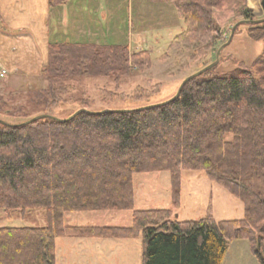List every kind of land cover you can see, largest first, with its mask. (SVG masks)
<instances>
[{
    "label": "trees",
    "instance_id": "16d2710c",
    "mask_svg": "<svg viewBox=\"0 0 264 264\" xmlns=\"http://www.w3.org/2000/svg\"><path fill=\"white\" fill-rule=\"evenodd\" d=\"M48 1L56 6L70 0ZM153 1L178 9L187 29L174 42L206 62L198 70L227 42L221 27L229 18L242 14L235 34L247 23L248 33L264 41V23L252 22L257 17L244 0ZM133 64L150 67L151 52L130 53L128 44L51 41L42 70L49 86L29 90L27 103L47 109L62 101L64 83L84 76L118 81ZM215 67L165 102L70 117L76 110L63 119L44 111L28 116L23 106L9 107L11 94L0 95V113L24 117L14 123L0 116V209L25 215L40 207L47 214L42 227H0V264H56L59 236H140L141 264H222L230 242L246 238L264 264V49L250 68L217 73ZM40 114L45 116L26 122ZM161 170L171 175V207L135 209L134 174ZM184 170L204 171L243 202L244 217L218 221L209 211L180 220L173 209L181 204ZM98 210H131L132 223L65 222L67 213Z\"/></svg>",
    "mask_w": 264,
    "mask_h": 264
},
{
    "label": "rangeland",
    "instance_id": "374dc122",
    "mask_svg": "<svg viewBox=\"0 0 264 264\" xmlns=\"http://www.w3.org/2000/svg\"><path fill=\"white\" fill-rule=\"evenodd\" d=\"M257 18H264L261 0H244ZM63 5V4H60ZM66 17L84 9L90 15L88 34L75 35L65 31L58 24V18L51 15L50 36L58 41L96 42L101 44H128L130 53L149 50L153 64L138 68L133 64V72L120 80L113 76H84L68 81L59 91L62 101L47 109L35 108L28 102L29 90H42L49 86L43 72L36 75L18 73L0 78V95L8 98L9 107L23 106L28 116L48 112L58 118H66L76 110L88 109H131L165 102L178 92L182 81L206 62L193 56L174 42V38L187 29L185 20L172 2L153 0H70L64 3ZM4 24L8 27H30L42 43L41 15L44 5L31 1H16L14 6L8 1H0ZM78 12V11H77ZM60 20L61 17L59 16ZM100 19V20H98ZM241 14L229 18L222 24L223 39H228L231 30ZM99 25V26H98ZM99 27V36L91 34ZM249 24L240 26L232 41L225 46L215 67L217 73L233 72L241 65L250 68L262 54L264 41L256 39L247 31ZM15 30V29H14ZM67 30V28H66ZM47 52V48H43ZM45 52V51H44ZM46 52L44 53L47 57ZM216 60L213 54L210 60ZM47 60V59H46ZM213 61V62H214ZM54 86V85H53ZM115 90L126 94L116 99ZM120 97V95L118 94ZM115 97V98H114ZM112 98V99H111ZM115 100H114V99ZM0 116L12 121L23 120L21 115ZM135 209L170 208L172 202L171 175L168 170L136 172L134 174ZM181 204L173 210L180 220L199 219L209 211L220 220L244 217V204L221 185L212 181L202 170H184L181 183ZM10 212L0 209V227L32 226L47 224L45 208H29L25 215L20 210ZM65 222L72 225H119L132 223L131 210H98L70 212ZM56 264H141L142 238L139 237H70L59 236L56 240ZM222 264H261L246 238L232 240Z\"/></svg>",
    "mask_w": 264,
    "mask_h": 264
},
{
    "label": "crops",
    "instance_id": "0c3cea01",
    "mask_svg": "<svg viewBox=\"0 0 264 264\" xmlns=\"http://www.w3.org/2000/svg\"><path fill=\"white\" fill-rule=\"evenodd\" d=\"M16 1H31L34 2L35 5L38 3L44 5V12L40 16L42 26L39 29L42 34V43H40L36 33H34L30 27L25 26L17 29L9 26L7 27L4 24L5 21L3 20L0 9V16L2 18L0 23V60L10 69L11 74L18 73L20 76H22V74L27 76L36 75L35 73L42 72L47 61V57L44 55L46 50L44 49V52L43 48L44 46L47 48L46 54L48 56L49 43L51 41H56L50 36L51 23L49 22V19L52 14L56 16V19L58 18V24L63 25V27H65V31L68 34L69 32L75 35H82L85 32L88 34L89 21L87 19L90 17V15L84 14V9L77 10L78 12L74 11L72 17L71 15L66 17V12H63L64 4L51 6L48 0H9L10 5L14 6ZM262 8H264L263 5ZM59 16L61 17V20ZM98 31L99 27H97L95 30H92L91 34L98 37ZM75 41L79 40H74L71 42Z\"/></svg>",
    "mask_w": 264,
    "mask_h": 264
},
{
    "label": "water",
    "instance_id": "95a60500",
    "mask_svg": "<svg viewBox=\"0 0 264 264\" xmlns=\"http://www.w3.org/2000/svg\"><path fill=\"white\" fill-rule=\"evenodd\" d=\"M261 3H262V5L264 6V0H261ZM248 22H249V21H248ZM252 22H255V23H262V22H264V18L255 19V20H253ZM240 23H241V22H237V23L233 26V28H232V30H231V34H230V36H229L227 42H225L224 44H222V45L219 47V49L217 50V59H216L214 62H212V63L208 64L207 66H205L204 68H202V69H200V70L194 72L193 74L187 76V77L182 81V83H181V85H180V87H179L178 92L176 93V95L179 94L181 88L184 86V84H185L189 79H191V78H193V77H196V76L200 75L201 73L207 71L208 69H210V68H212V67H214V66H216V65L218 64V62H219V60H220V54H221L223 48H224L227 44H229V43L232 41L233 36H234V34H235V31H236V28L239 26ZM176 95H175V96H176ZM84 110H89V109H87V108H80V109L77 110L75 113H73L70 117H72V116L78 114L80 111H84ZM43 116H45V115H44V114H40V115L34 116L33 118H31L30 120H27L26 122L28 123V122L35 121V120H37V119H39V118H41V117H43ZM61 119H63V118H61ZM0 120H1V119H0ZM177 215H178V214H177Z\"/></svg>",
    "mask_w": 264,
    "mask_h": 264
},
{
    "label": "built area",
    "instance_id": "2783aa9c",
    "mask_svg": "<svg viewBox=\"0 0 264 264\" xmlns=\"http://www.w3.org/2000/svg\"><path fill=\"white\" fill-rule=\"evenodd\" d=\"M8 75V69L0 64V78H5Z\"/></svg>",
    "mask_w": 264,
    "mask_h": 264
},
{
    "label": "flooded vegetation",
    "instance_id": "af4514ba",
    "mask_svg": "<svg viewBox=\"0 0 264 264\" xmlns=\"http://www.w3.org/2000/svg\"><path fill=\"white\" fill-rule=\"evenodd\" d=\"M257 19H259V18H257ZM250 22V21H249ZM255 23V22H254ZM262 23H264V22H262ZM256 24H261V23H256Z\"/></svg>",
    "mask_w": 264,
    "mask_h": 264
}]
</instances>
